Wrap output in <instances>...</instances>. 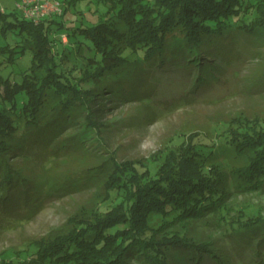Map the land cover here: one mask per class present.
I'll list each match as a JSON object with an SVG mask.
<instances>
[{
  "label": "trees",
  "instance_id": "16d2710c",
  "mask_svg": "<svg viewBox=\"0 0 264 264\" xmlns=\"http://www.w3.org/2000/svg\"><path fill=\"white\" fill-rule=\"evenodd\" d=\"M93 1L84 11L77 8L80 0H64L61 20L35 22L14 13L16 21L2 28L18 25L32 52L22 80L0 75L2 198L9 209L42 200L20 182L24 177L11 172L9 152L55 141L81 117L95 129V138L102 136L100 91L111 89L106 99L116 95L114 82L124 65L171 62L170 69H185L187 75L197 69L196 91L213 82L236 51L216 39L228 36L237 43V31L264 25V0H95L97 7ZM71 8L81 16L77 26L66 25ZM62 35L87 51L83 66H68L72 45ZM6 51L15 61L21 50L8 44L0 49ZM110 76L112 82H104ZM97 81L99 90L84 86ZM215 131L218 140L179 134L178 152L163 151L152 164L115 160L107 198L92 216L74 215L68 233L35 242L36 249L22 260L1 256L0 264H234L201 227L239 239L241 252L249 246L251 257L241 264H264V216L258 207L238 201L241 195L264 194V123L238 118L217 124ZM220 142L246 154L248 163L226 169L213 163Z\"/></svg>",
  "mask_w": 264,
  "mask_h": 264
},
{
  "label": "rangeland",
  "instance_id": "374dc122",
  "mask_svg": "<svg viewBox=\"0 0 264 264\" xmlns=\"http://www.w3.org/2000/svg\"><path fill=\"white\" fill-rule=\"evenodd\" d=\"M18 1L21 0H0V11L5 14H0V49L10 44L21 50L15 53L18 56L15 61L8 60L11 51L0 52V75L20 81L31 65L29 36L17 31L18 25L2 31L3 26L9 25L8 21H16V14L23 15L17 6ZM59 1L63 8L64 0ZM86 2L88 0H80L77 8L88 11ZM92 3L97 7L95 0ZM68 16L69 19L65 20L67 26L80 24L81 16L74 8L65 17ZM46 17L64 19L53 11L42 18ZM53 26L57 23L54 22ZM121 26L125 28L124 24ZM237 34V43H230L228 36L215 40L216 44H233L236 51L228 62L221 65L223 70L215 80L203 84L198 90H193L192 83L197 69L187 75L185 69H170L171 62L159 66L149 62H130L121 68L122 75L114 82L116 95L112 99L104 97L111 94V89L102 88L100 91L102 136L95 138V129L87 127L81 117L75 119L76 122L55 141L10 151L6 161H9L11 172L24 177L20 182L28 183L33 196L37 200L42 197V200L38 206L7 208L11 205L2 198L6 188H2L5 186L2 182L4 169L0 168V257L22 260L36 249L35 242L68 233L74 215L92 216L107 198L106 182L115 168V160L152 164L163 151L174 148L178 152L174 144L179 134L200 133L218 140L215 128L221 122L248 118L264 123V25L253 32L239 30ZM62 38L69 41L66 35ZM68 44L72 45L68 66H83L82 54L87 51H80L73 43ZM112 78L107 77L104 82H112ZM101 85L102 82L98 81L84 84L97 90ZM73 111L79 110L74 108ZM79 115L81 113L76 117ZM216 147V155L211 160L224 169L249 161L246 154H239L234 147L223 142ZM20 187H24L23 184ZM238 201L258 207L264 216V194L241 195ZM200 231L207 236L210 233L209 238L214 237L216 246L234 264L250 259V247L241 252L243 244L239 239L208 227H201Z\"/></svg>",
  "mask_w": 264,
  "mask_h": 264
},
{
  "label": "built area",
  "instance_id": "2783aa9c",
  "mask_svg": "<svg viewBox=\"0 0 264 264\" xmlns=\"http://www.w3.org/2000/svg\"><path fill=\"white\" fill-rule=\"evenodd\" d=\"M17 6L23 15L38 22L49 11L62 12V3L59 0H21Z\"/></svg>",
  "mask_w": 264,
  "mask_h": 264
}]
</instances>
